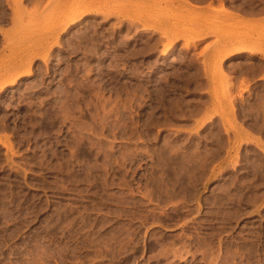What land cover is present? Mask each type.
I'll list each match as a JSON object with an SVG mask.
<instances>
[{
	"label": "rangeland",
	"instance_id": "obj_1",
	"mask_svg": "<svg viewBox=\"0 0 264 264\" xmlns=\"http://www.w3.org/2000/svg\"><path fill=\"white\" fill-rule=\"evenodd\" d=\"M23 1L0 0V264H264V0Z\"/></svg>",
	"mask_w": 264,
	"mask_h": 264
},
{
	"label": "bare ground",
	"instance_id": "obj_2",
	"mask_svg": "<svg viewBox=\"0 0 264 264\" xmlns=\"http://www.w3.org/2000/svg\"><path fill=\"white\" fill-rule=\"evenodd\" d=\"M22 1H23V0H18V3L20 2V3H19L20 5H18V6H20V7H23V6H24L25 2L23 1V3H21ZM201 1H203V0H201ZM233 1H234V0H233ZM246 1H247V0H246ZM220 2H221L220 5H223V4H222L223 2H222L221 0H220ZM236 2H237V1H236ZM239 2H241V1H239ZM239 2H238V3H239ZM249 2H250V1H248L247 4H248ZM232 3H233V2H232ZM232 3H231V4H232ZM238 3H235V4H238ZM16 4H17V3H16ZM21 4H23V5L21 6ZM235 4H234V5H235ZM241 4H243V2H241ZM241 4H239V5H240L239 8L241 7V9H242V5H241ZM250 4H251V3H250ZM25 5H26V4H25ZM232 5H233V4H232ZM234 5H233V6H234ZM253 5H254V4H253ZM244 6H245V5H244ZM262 6H263V4H262ZM24 7H25V6H24ZM235 7L238 8V5L235 6ZM258 7H259V6H258ZM239 8H238V9H239ZM243 8H244V7H243ZM248 8L250 9V7H247L246 9H248ZM252 8H253V7H252ZM255 8H256V6H254L253 10H254ZM263 8H264V7H263ZM21 9H22V8H21ZM23 9H25V8H23ZM243 10H244V9H243ZM251 10H252V9H251ZM244 11H245V10H244ZM260 11H261V10H260ZM247 12H249V10H247ZM252 12H253V11H252ZM254 12H255V11H254ZM256 12H259V9L256 10ZM81 13H83V12H81ZM81 13H79V14H81ZM84 13H85V12H84ZM79 14H77L76 16H74L73 18H71L68 22L71 23V24H72L73 22L75 23V22H76V21H75V20H76V17H77ZM79 16H80V15H79ZM78 18H79V17H78ZM77 20H78V19H77ZM68 22H67V23H68ZM175 39H176V38H175ZM174 41H175V40H174ZM172 42H173V41H172ZM244 43H245V42H244L243 40H237V41L234 43L236 47H235L234 49H232V51H231L232 54H233V53H239V52H242V51L246 50L244 47H242V46H241V47L238 46V44H244ZM189 45H191V44H189ZM237 46H238V47H237ZM167 50H168V49H167ZM167 50H166V51H167ZM166 51L164 52V55H165ZM257 52H258V51H252V53H257ZM169 53H170V52H169ZM220 62H221V61H220ZM219 67H220V66H219ZM221 68H222V65H221ZM221 68H220V69H221ZM220 69H219V70H220ZM31 70H32V69H31V67L29 66L26 70H24V71H22V72H19V73H17L15 76H13L11 79L4 81L3 84H1V87L4 86L5 84H11V85L14 84L18 79H20V77H22V76H24V75H28V73H31ZM263 71H264V70H263ZM249 73H250V72H249ZM222 74L224 75L223 72H222ZM226 74H227V73H226ZM229 74H230V73H229ZM262 75H263V74H262ZM227 76H228V75H227ZM232 76H233V74H232ZM221 77H222V76H221ZM229 77H231V76H229ZM229 77H228V78H229ZM234 77H235V76H234ZM228 78L225 77V79L227 80V82H228ZM223 79H224V78H223ZM246 79H247V78H246ZM248 79H249V78H248ZM248 79H247V81H248ZM263 79H264V78H263ZM233 80H234V79H232V81H233ZM229 81H230V79H229ZM240 81H241V80H240ZM247 81H246V82H247ZM251 81H252V80H251ZM251 81L249 80L248 82L251 83ZM248 82H247V83H248ZM228 83L230 84L231 82H228ZM241 83H242V82H241ZM243 83H244V81H243ZM250 83H249V84H250ZM245 84H246V83H245ZM243 85H244V84H243ZM243 85H241L242 88H243ZM229 86H230V85H229ZM245 87L247 88V87H249V86L246 85ZM245 87H244V88H245Z\"/></svg>",
	"mask_w": 264,
	"mask_h": 264
},
{
	"label": "crops",
	"instance_id": "obj_3",
	"mask_svg": "<svg viewBox=\"0 0 264 264\" xmlns=\"http://www.w3.org/2000/svg\"><path fill=\"white\" fill-rule=\"evenodd\" d=\"M211 85H213V84H211Z\"/></svg>",
	"mask_w": 264,
	"mask_h": 264
}]
</instances>
